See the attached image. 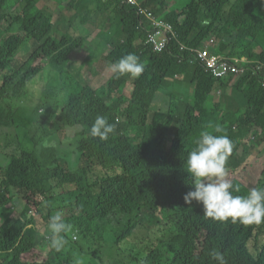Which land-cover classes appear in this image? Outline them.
I'll return each mask as SVG.
<instances>
[{"label": "trees", "instance_id": "trees-1", "mask_svg": "<svg viewBox=\"0 0 264 264\" xmlns=\"http://www.w3.org/2000/svg\"><path fill=\"white\" fill-rule=\"evenodd\" d=\"M64 2L0 0V137L2 150L8 155L4 163L0 159V217L15 212L16 201H25V193L41 192L44 198L34 204L37 213L47 220L45 225L57 212L71 215L67 220L71 227L68 240L75 226L80 235L83 230L82 237L102 239L108 226L120 232L109 241L113 243L111 247L80 246L73 261L66 257L70 252L64 246L59 252L50 248L44 260L25 262L23 253L51 247V234L41 233L35 216L28 214V203H24L18 212L22 217L19 224H14V218L0 224V264H99L96 258L100 252L108 256V264H217L210 255L213 250L222 252L227 264H264V221H216L203 215L202 203L184 201L185 194L194 190L187 172L188 153L202 131L219 135L214 131L219 126L221 133L228 132L239 141L252 126H261V122L264 126V87L260 82L264 78V0H191L181 10L170 9L171 0H148L147 6L153 5L155 14L162 16L178 35L169 50L165 47L157 51L136 43L139 37L145 38V32L137 29L139 17L129 10L122 19L126 37L106 59L112 64L135 52L144 59L143 74L129 82L114 74L100 87L91 86L87 79H77L79 73L73 75L68 86L60 80L65 93L44 112L41 128L45 136L37 139L28 135L36 108L21 103L34 79H43L39 73L44 66L33 63L51 59L60 76L67 74L72 51L84 41L82 35L74 33L52 36V17L60 18ZM220 21H224L221 26ZM213 33L219 38L217 47L210 44ZM29 45L33 49L20 65H15L18 52ZM204 49L232 57L246 56L263 67L258 75L248 72L235 79L226 78L237 88L246 85L239 116H233L239 112L234 101L209 99L221 81L202 61L199 50ZM80 58L77 55L71 59L78 70L83 69ZM87 58L91 68L105 66L100 56L95 62L90 61L91 53ZM179 83L184 87L172 85ZM131 84L132 92L127 96L124 89ZM161 86L171 89L163 99L168 106L153 109ZM78 88L80 91L75 93ZM116 108L126 114L127 121L117 118ZM220 108H226L222 116ZM179 112L188 117L177 118ZM22 114L28 117L24 119ZM98 115L115 124V131L106 141L90 135ZM180 120L188 126L186 136L176 134L181 129ZM235 123L237 130L233 131ZM68 128L77 129L71 144L78 159L87 163L97 160L112 174L90 183L87 169L75 167L71 159L66 161L72 172L50 167L51 163L60 164L56 150L62 155L64 151L69 154L71 148L58 141L55 150L47 141ZM256 138L259 146L264 144V134ZM25 139L31 145L25 146ZM232 183L239 189L234 195H246L250 190L238 179ZM258 184L264 187V168ZM66 186L70 189H61ZM12 196L15 203L8 207ZM162 244L166 245L165 251Z\"/></svg>", "mask_w": 264, "mask_h": 264}, {"label": "rangeland", "instance_id": "rangeland-1", "mask_svg": "<svg viewBox=\"0 0 264 264\" xmlns=\"http://www.w3.org/2000/svg\"><path fill=\"white\" fill-rule=\"evenodd\" d=\"M105 1V0H104ZM170 9L172 10H181L185 5H187L191 0H171ZM55 3L52 1V6H54ZM64 9L62 11V14L60 18H54L52 17L53 22V29H52V36L56 38H60L62 35H71L73 33V30L75 28H78V33L80 35L87 36L89 34L94 35L95 32H102L101 35H99L96 39V42L91 43L89 47H83L82 49H79L78 51H74L71 54V59L74 58L77 55H80L79 63H83V69L78 70L79 66L74 65L71 62V59L69 61V66L67 70V74L63 73L62 76L58 74V70L55 69L54 64L50 63L51 59H42L35 61L33 65H41L43 67V71L39 73L43 79L40 77H36L34 81L29 85L28 87V95L23 101L21 102L22 105L40 108L42 109L45 104L52 102L54 103L55 99H60L64 93L65 90L61 88V85L58 83L60 80L63 81L65 86H68L72 78H75L73 75L76 73H79V76H77V79L80 77L83 79H88L89 83L93 87H100L107 83L105 71L108 66V61L106 59V52L109 50V48H105V41L107 36H113L117 40L122 39L125 36V33L123 31V24H122V18L123 14L118 12L117 10H113L111 7L104 5V6H93L89 3L88 0H65ZM224 23V21H220L218 23L219 26H221ZM58 25H61V30L58 29ZM213 37L216 38V40L219 41V38L213 33ZM33 47L31 45L23 46V49L18 52L15 58V65H20L22 61L28 56V52L31 51ZM91 53L90 61L96 60L98 56H100V62L105 63L104 67H90V62L88 64V55ZM63 67V64H61ZM54 67V68H53ZM78 70V71H77ZM132 80V78H126V81ZM128 81V82H129ZM221 82L217 84L214 91L212 92V96H209V99L214 102L218 101H234V104L236 108L239 109V112H234L233 116L237 117L241 114L243 109V101L241 99L243 98L246 85L243 88H237L233 86V82L229 79H223L220 80ZM2 83V80L0 78V84ZM50 83H53V86L51 88ZM175 88H178L179 86L184 87L183 83L179 84H172ZM133 84L129 85L125 89V94L127 96H130L132 92ZM185 87L187 88L188 85L185 84ZM81 88L76 89L75 93H78ZM171 89L167 86H161L157 92L156 97L157 100L154 102V107H162L165 104L164 100L167 98V93ZM173 92L176 95V91L173 90ZM115 95H118L117 93ZM5 100V99H3ZM64 101V100H63ZM153 107V108H154ZM226 112V108H220L219 114L222 116ZM114 114L117 116L118 119H120L122 122L127 121V116L124 113H121L119 108H116L114 110ZM24 119H26L28 116L25 114L21 115ZM154 115L151 114V118ZM177 118H186L188 115L182 114L181 112L176 113ZM179 126L181 127L180 130L176 132L179 136H186L189 134V130L187 129L188 126L185 125L183 121L180 120ZM14 130L13 128H11ZM76 128H68V129H62L59 132H57L55 135L50 136V139L47 141V143L55 148L56 150V143L58 141H62L67 143L71 151L68 154L66 151H64L61 154H59L56 150V154L59 158V163L62 167L69 169L72 168L70 164L67 161L72 160L75 167H85L87 169L88 177L90 183H92L97 177L103 176L106 172V170L99 165L97 162H91L87 163L84 162L83 159H78V155L76 152V148L74 145L71 144V141L74 138ZM15 131V130H14ZM44 130L37 124H34L31 126L29 135L35 136L37 139L43 138L45 134H42ZM264 134V126L261 122V128L258 133ZM25 146L31 145V142L25 141L23 142ZM246 145V146H245ZM254 146L248 141V138L245 139L240 147L236 148V159H238V167L235 169L233 168H227L229 173V179L232 181V179L237 177L238 179L244 181L245 183L253 186L255 185L259 178L261 171L264 168V158L260 157V147L264 146V144L259 146L258 141H254ZM8 155L4 153L2 150V139L0 137V159L4 163L7 159ZM67 160V161H66ZM3 178V173L0 171V180ZM63 190L70 189L69 186H66L65 188H61ZM25 197V201L23 200H17L16 201V211L10 212L5 217H0V224L6 219V218H14V224H19L22 221V217L18 214V212L21 210L22 205L24 203H28L29 210L28 214L35 216L37 220V227L41 231V233H44L48 230V226L45 225V221L40 214L37 213V207L34 204V202L41 201L44 198V193L41 192H35V193H25L23 195ZM31 210V212H29ZM145 215V211H142V217ZM70 214H67L63 216L64 221L68 224L67 220L70 217ZM159 219H162V216H159ZM75 221L78 220L77 218L74 219ZM68 230H71L68 229ZM81 235L84 234L83 230L80 229ZM120 232L119 228H114L113 226H108L106 232L104 233V237L102 239L94 238V237H82L79 234L78 226H75L73 230L71 231V240H67L66 248L70 252V256L66 255V257H69L71 261H73L76 253L79 250L80 246H91L95 247L101 244H104L109 247L113 245V243L109 242L111 240H115ZM64 235V234H63ZM77 236L76 239H74V236ZM109 242V243H107ZM252 246V243L250 244ZM161 249L165 251L166 245L162 244ZM50 249V247H47L45 250H41L39 248L34 249L30 251V253H27L23 255V259L27 261H38V260H44L47 256V251Z\"/></svg>", "mask_w": 264, "mask_h": 264}, {"label": "clouds", "instance_id": "clouds-1", "mask_svg": "<svg viewBox=\"0 0 264 264\" xmlns=\"http://www.w3.org/2000/svg\"><path fill=\"white\" fill-rule=\"evenodd\" d=\"M111 1L114 4H117L119 12L125 15H127L129 10H133L135 12V14L139 17L137 29H140L145 32V38L143 39L139 37L136 40V43L143 44L152 51L153 46L151 43L148 42V36L149 33L154 29V26L152 20L148 18L142 11L148 10L152 13V16L157 20H162L166 22L165 19L162 16L155 14L156 12L154 11L151 5H148L149 7L147 6L148 0ZM203 22L207 23L208 21L205 20ZM173 31L174 35H170V39L166 46L167 50L170 49L171 42L173 40L178 41V35L175 28H173ZM218 43L219 41L216 40L215 37L211 38L210 44H213L217 47ZM181 44L182 43H180V45ZM116 45H114V47ZM74 51H77V49L73 50L72 53ZM213 54L226 58L229 61L238 64L239 67L244 68L243 72L230 73L223 76H215L210 71L217 80H223L229 77L235 79L240 76H245L248 72L251 75H258L263 70L262 66L253 64L249 57L246 56L232 57L226 54ZM139 56L140 55L136 54L135 52L126 54L116 62L110 64L109 70L113 73V75L115 74L116 78H139L143 74L145 69V65L140 61ZM126 75L129 76L127 77ZM260 82L264 87V78H262ZM52 106L53 103L49 102L45 104L42 109L36 108V115L32 126L34 124H37L42 127V125L44 124V112ZM167 106L168 104L166 105V107ZM158 108L159 107H154L153 109ZM232 128L233 131H236L237 123H235ZM260 128V125L252 126L248 134L239 141L232 137L228 132L221 133L222 129L219 126H216L214 130L219 135L214 134L212 131H202L200 133L199 138L195 141L196 146L188 153L186 161L187 172L192 177L194 190L189 191L185 194V203L191 204L193 200L198 203H202L204 208L203 215L208 218H212L216 221H227L230 219L233 223L239 222L241 224H259L264 221V187H258V182L255 185L251 186L245 183L244 181L238 179L237 177H234L231 181L228 178L229 173L227 169L231 167L236 170V168L238 167V159H236L235 147H240L243 141L247 138L248 141L252 144V146H254V141H258L256 135L259 133ZM114 131L115 124L109 123L108 119L105 116L98 115L90 128V135L92 137L99 138L101 141H106L108 140L110 134H112ZM261 149L262 146L260 147V150ZM260 155V157L264 158V152L260 151ZM227 161H229L228 164ZM91 162H97L106 170L105 174L103 176H100V178L105 177L107 174L113 173L107 167L103 166L99 161L90 160L89 163ZM49 165L50 167H59L65 173L72 172L70 169H66L60 164L51 163ZM234 179H238L250 189L246 195L233 194V192H239V189L234 188V185L232 183ZM14 203L15 200L12 196V201L8 203L7 206L12 207ZM29 212H31V210ZM70 228L71 227L64 221L61 212H57L55 215L50 217L48 230L51 234V249H54L57 252L63 249V247L67 243L68 238L66 235L70 232V230H68ZM73 238L76 239L77 236L75 235ZM27 253L30 252L22 254V260L25 262H36L24 260L23 255ZM210 255L212 256L213 260L217 262V264H227V261L222 252L213 250ZM96 260L99 264H108V256L103 252L98 253V258H96Z\"/></svg>", "mask_w": 264, "mask_h": 264}, {"label": "built area", "instance_id": "built-area-1", "mask_svg": "<svg viewBox=\"0 0 264 264\" xmlns=\"http://www.w3.org/2000/svg\"><path fill=\"white\" fill-rule=\"evenodd\" d=\"M142 12L152 20L154 26V29L148 36V42L152 44L153 50L157 51L165 48L170 39V35H174L172 26L162 20L155 19L152 16V13L148 10H143ZM199 55L207 69L215 76H223L230 73L244 71V68L239 67L238 64L233 63L219 55L210 53L207 49L199 50Z\"/></svg>", "mask_w": 264, "mask_h": 264}, {"label": "crops", "instance_id": "crops-1", "mask_svg": "<svg viewBox=\"0 0 264 264\" xmlns=\"http://www.w3.org/2000/svg\"><path fill=\"white\" fill-rule=\"evenodd\" d=\"M88 1L93 6H104V5H107V6L111 7L113 10H117L119 12L117 4H114L111 0H105V1L104 0H88ZM151 6L153 7V5H151ZM123 15L125 16V14H123ZM73 33L76 36L80 35L78 32H73ZM101 33L102 32H97V33L95 32L94 35H91V34H89L87 36L82 35V37L84 38V41H83V44L77 48V51L79 49H82L84 46L85 47H89L91 43L96 42L97 37L99 35H101ZM124 38H125V36L122 39L117 40L116 38H114L111 35L107 36L104 47L105 48H109V50L105 54L107 55L110 52V50L114 47V45L118 44L119 42H122L124 40ZM139 59L143 63L144 59L141 56H139ZM109 65L110 64L108 63V66H107L106 71H105V75H106V79L107 80L113 75V73L109 70ZM126 76L128 77L129 75H126ZM131 78H133V77H131ZM116 93L118 94V92H116Z\"/></svg>", "mask_w": 264, "mask_h": 264}]
</instances>
